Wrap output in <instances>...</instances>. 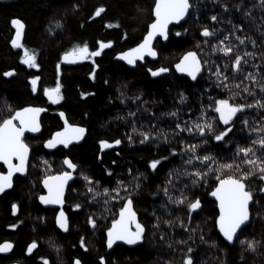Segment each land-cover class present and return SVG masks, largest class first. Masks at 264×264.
Masks as SVG:
<instances>
[{
    "label": "trees",
    "instance_id": "16d2710c",
    "mask_svg": "<svg viewBox=\"0 0 264 264\" xmlns=\"http://www.w3.org/2000/svg\"><path fill=\"white\" fill-rule=\"evenodd\" d=\"M154 2L0 0V121L24 106L44 110L42 135L37 140L24 139L32 149L27 178L15 177L12 190L0 196V243L15 244L9 261L184 264L185 257L191 256L193 264H264V197L256 189L261 173L242 162L251 156L237 154L238 148L253 147L255 156L264 160V150L254 143L264 137V107L255 104L257 100L264 102V0H190L188 21L178 28L170 27L167 44H155L157 61L129 69L115 60L116 51L138 45L152 21ZM101 7L104 11L95 15ZM212 16L217 19L212 20ZM13 18L26 27L23 47L17 49L9 45ZM204 28L213 34L202 35ZM221 40L232 48L228 55L219 50ZM101 42H111L112 49L82 66H61L65 52L87 44L92 53ZM24 48L35 53L39 67L22 63ZM189 51L197 53L202 65L194 83L173 70ZM237 55L243 57L239 72L231 67ZM161 67L168 71L156 77L149 71ZM10 70H14L13 75L4 76ZM249 73L255 81L245 79ZM32 77L39 78L35 92ZM58 81L63 99L50 103L44 90L54 88ZM82 92L88 95L82 96ZM218 99L252 107L238 112L225 125L215 111ZM59 112L88 134L83 144L50 155L43 150L42 142L61 129ZM206 122L213 124L214 132L206 129L202 135L195 126ZM188 127L193 131H187ZM225 129H230L226 137L215 140L214 133ZM142 132H149L152 138L141 143ZM117 139L120 144L101 149L99 141ZM188 145L196 146L195 153ZM64 156L77 165L65 201L70 219L67 234L54 229L52 213L40 209L36 198L41 192L40 182L63 171ZM194 156L211 159L202 162ZM154 159L160 160L156 169L150 166ZM226 163L234 167L223 168ZM250 169L253 175L245 180L254 199L250 224L229 247L216 233L217 212L208 195L226 175L239 176ZM195 171L203 175L196 177ZM117 188L119 191H113ZM128 199L145 228L143 239L133 249L116 246L107 253L104 234ZM197 199L200 207L190 211L189 204ZM13 204L18 207L16 215ZM89 217L95 220V226L89 224ZM242 241L257 243L249 249ZM31 242L37 249L25 257L23 253Z\"/></svg>",
    "mask_w": 264,
    "mask_h": 264
},
{
    "label": "snow or ice",
    "instance_id": "6c2138e0",
    "mask_svg": "<svg viewBox=\"0 0 264 264\" xmlns=\"http://www.w3.org/2000/svg\"><path fill=\"white\" fill-rule=\"evenodd\" d=\"M190 5V0H155L153 7V15L155 17L154 21L150 24L147 35L144 37V40L137 45L135 48L129 49L127 52L119 53L120 58L127 61L128 64H134L137 58H143L145 52L149 55L155 56L156 52L152 49L151 44L153 37L157 34L167 39L168 37V25L171 21H179L182 17L188 13ZM104 9L97 8L95 15H99L103 12ZM212 20H216V16L211 17ZM11 24L15 27V35L11 40V44L13 47H23L21 44L22 30L24 28V24L18 18H13L11 20ZM213 33L208 29L204 28L202 30V35L211 36ZM179 35V33H177ZM225 40L228 37L224 38ZM237 40L240 41L241 44L244 43V40L240 37H237ZM111 42H108L110 44ZM253 43H255L253 41ZM108 44L104 42L100 43V48L103 49L107 47ZM220 48L219 50L223 52L225 55H228L232 52V48L225 45L224 41H219ZM213 51H216V45H213ZM100 52L96 51L91 53V55H99ZM89 55V49L87 44L84 46H76L72 49L71 52H65L62 59L64 60H75V59H85ZM243 60V57L237 55L235 61L232 63L231 67L233 71H240V64ZM22 63L28 65L29 67H39L36 63V56L34 52H31L29 49L24 48L23 56L21 57ZM246 63V61H244ZM59 64L57 65V70L59 71ZM176 69L179 72H186L193 80L197 78V73L201 71V62L197 57L195 52H188L185 54L183 59L176 65ZM153 76L158 75L159 73L167 72L166 68H159L156 70L149 69ZM14 70H10L4 72V76L13 75ZM219 73V69H217ZM227 79V77H224ZM38 77L31 78L32 90L35 92ZM245 79H251L255 81V77L249 73ZM61 84L59 81L57 82L54 88H45V95L51 100L53 103H56L58 100L63 99L61 95ZM246 92L249 91L247 88L244 89ZM261 91H264V85H261ZM82 96L88 95L87 93L82 92ZM181 99H183V94H181ZM256 106L264 107V102L257 100L255 101ZM252 105L246 104H236L231 103L229 99H218L215 101V111L219 114L220 120L228 125L230 121L233 120V117L240 111L245 108H250ZM43 111V109L39 107L28 106L22 109H18L14 112L13 115L8 116L7 118L0 121V161H3L5 165H7L8 171L7 173H0V192H3L6 188L12 186V178L14 173H23L26 169V162L28 159L29 146L24 142V133L26 130L36 132L39 130V121L38 116L39 113ZM64 113L61 112V118H64ZM170 115H175V113H171ZM16 121L19 123L17 124ZM247 124V121H245ZM177 128H181L180 124L176 125ZM196 129L203 135L205 130L209 132H214L213 124L211 122H206L204 125L197 124ZM184 130V129H182ZM187 131L192 132L193 129L188 127ZM230 129H225L224 131L219 132V134L214 133V138L217 141L224 139ZM85 129L76 125H70L65 119V127L62 131H58L54 133L51 139L45 142V146L48 148H53L57 144H63L65 147L73 140H80L84 135ZM143 140L148 141L152 138L149 132L141 133ZM131 140L132 137L130 136ZM121 141L119 139L109 142L106 140L99 141L100 147L103 150L104 148L110 147L111 144H120ZM254 143L259 144L260 148L264 150V137H261ZM190 151L195 153L196 146L188 145ZM175 151V150H173ZM239 153H243L245 157L251 156L252 158L243 159V163L250 166H255L259 169L261 173V179L264 180V160H260L255 156V149L253 147H243L238 148ZM194 159L201 160L202 162L208 161L211 159L210 156H194ZM163 159V158H161ZM14 160L16 162H14ZM64 163L68 165L69 168H76V165L71 162V160L65 158ZM160 163V160H152L150 162V166L153 169H156L157 165ZM187 163H191L188 161ZM223 168L232 169L234 164L226 163L222 165ZM237 171H239V164L235 165ZM196 177H201L203 174L199 171H195L193 173ZM253 175V171L250 169L249 171H245L240 173L239 176L236 175H226L224 178L219 180L217 187L211 193L216 200L218 201L219 207V215L216 217V226L219 228L220 233L223 235L226 241L233 242L234 237L239 229L245 225V222L249 220V202L253 199L252 192L247 189L245 180ZM71 178L70 172H63L55 177H46L44 180V185L48 189L47 196H41L40 199L45 204H61L63 203L62 196L64 190V184L68 179ZM90 181V178H87ZM91 182V181H90ZM122 183V182H120ZM91 192L92 189L89 188ZM105 193L108 192V189L104 190ZM113 191H119V188L113 189ZM259 191L264 192V187H261ZM167 193V189H165ZM183 199L181 198L180 202L183 203ZM132 201L128 199L124 204V207L120 210V218L114 219L112 221V227L107 230V244L109 247L113 245L115 241H124L127 244H135L138 241L143 239V235L145 232V228L142 224L137 222L136 213L132 210ZM16 205H12L13 212L16 211ZM77 208L80 205H76ZM200 207L199 199L191 202L189 204V209L194 210ZM57 224L63 228L67 229L68 222L67 217L64 212L61 211L56 218ZM89 224L95 226V220L89 217ZM135 224V230L133 231L131 225ZM10 227H15V225H11ZM83 246V238L81 240ZM242 243H247L249 249H254L255 241H242ZM35 242L28 246V252H31L35 247ZM12 248V244L10 242H4L0 244V252H7ZM192 249H189L191 252ZM103 260V258H101ZM47 264V261H45ZM74 264H81L79 259L75 260ZM184 264H193V260L191 256L185 257Z\"/></svg>",
    "mask_w": 264,
    "mask_h": 264
},
{
    "label": "water",
    "instance_id": "95a60500",
    "mask_svg": "<svg viewBox=\"0 0 264 264\" xmlns=\"http://www.w3.org/2000/svg\"><path fill=\"white\" fill-rule=\"evenodd\" d=\"M153 7H154V5H153ZM190 12H191V7L189 8V11H188V13H186V15L184 16V17H182L179 21H171L170 23H169V25H168V33H169V30H170V27H178V26H180L181 25V23H184L189 17V15H190ZM152 18H153V21H154V19H155V17H154V15H153V10H152ZM152 21V22H153ZM151 22V23H152ZM151 23H149L148 24V27H147V32H148V30H149V26H150V24ZM12 28H13V37H14V35H15V27L12 25ZM25 30H26V27H25V24H24V28H23V30H22V37H21V41H23V39H24V33H25ZM147 32H146V34L143 36V38H142V41L144 40V37L147 35ZM13 37H12V39H13ZM11 39V40H12ZM168 37H167V39H165L164 37H162V36H160L159 34H157L155 37H153V40H152V44H151V47H152V49L156 52V55L155 56H152V55H149L147 52H145L144 53V55H143V58H137L136 59V62L134 63V64H128L127 63V61L126 60H124V59H122V58H120V56L119 55H117L116 56V58H115V60L116 61H118V62H120V63H123L127 68H129V69H132V70H134V69H136V67L138 66V64H140V65H144L145 64V60H148V61H151V62H156L157 61V59H158V52L155 50V48H154V45H155V43H157L158 41H160L162 44H167V42H168ZM141 41V42H142ZM141 42H139L138 43V45L141 43ZM9 45L13 48V49H17V47H13L12 46V44H11V41H10V43H9ZM137 46V45H136ZM136 46H134V47H132V48H135ZM108 47H111V45H108ZM132 48H129V49H132ZM129 49H127V50H125V51H123V52H127ZM122 52V53H123ZM189 52H192V51H189ZM193 52H195V51H193ZM188 53V52H187ZM196 53V52H195ZM186 54V53H185ZM185 54H183L182 55V57L178 60V62L173 66V70H174V72H176L177 73V75L179 76V77H181V78H183V77H185L186 79H188L190 82H192V83H194L196 80H197V78H198V76H199V73L201 72H199V73H197V78L195 79V80H193L186 72H179V71H177V69H176V65L178 64V63H180V61L183 59V57L185 56ZM197 54V53H196ZM64 55V54H63ZM63 57V56H62ZM82 61H83V59H75V60H64V59H62L61 60V64L63 65V66H66V67H73V66H75V65H79V64H81L82 63ZM159 75V74H158ZM158 75H156V76H158ZM155 76V77H156ZM44 97H45V99H47L48 100V102H50V103H53L51 100H49L48 99V97L45 95V93H44ZM32 107H38V106H35V105H31ZM25 107H28V106H24V107H21L20 109H22V108H25ZM39 108H41V107H39ZM41 109H43V107L41 108ZM16 111V110H15ZM14 111V112H15ZM43 113H44V110L43 111H41L40 113H39V116H38V121H39V125H40V127H39V130L38 131H36V132H32V131H29V130H26L25 131V133H24V137L23 138H25V137H28V138H34V139H36V138H39L41 135H42V126H41V118H42V115H43ZM60 113L61 112H59V120L61 121V124H62V127H61V129H59V130H57V131H54V133H56V132H58V131H62L63 129H64V127H65V119H66V116L64 115V118H61V116H60ZM218 114V113H217ZM235 117H236V115L233 117V120L235 119ZM67 120V119H66ZM232 120V121H233ZM67 122L70 124V125H73V124H71L68 120H67ZM231 122V121H230ZM16 123L18 124L19 122L18 121H16ZM76 126H79V125H77V124H75ZM79 127H82V126H79ZM82 128H84V127H82ZM85 129V128H84ZM53 133V134H54ZM52 134V135H53ZM52 135L50 136V138H48L47 140H49V139H51V137H52ZM86 137H87V130L85 129V132H84V135L82 136V138L80 139V140H78V141H76V140H73V141H71L69 144H68V146L67 147H65L63 144H57L55 147H53V148H48V147H46L45 146V142L47 141V140H45L44 142H43V150L46 152V153H48V154H53V153H55V151L56 150H58V149H65V148H71V147H76V146H79V145H81V144H83L85 141V139H86ZM31 153H32V149L29 147V153H28V159H27V162H26V169H25V171L23 172V173H14L13 174V178H12V182H13V179L15 178V177H20V178H26V176H27V173H28V168H29V162H30V158H31ZM67 159H69L68 157H66ZM70 160V159H69ZM64 161H65V159L63 160V162H62V164H64V169H65V171L66 172H70L71 173V178L70 179H68L67 180V182L64 184V190H63V196H62V200H63V203H61V204H51V203H49V204H45L41 199H40V197L41 196H47L48 195V189L45 187V185H44V180L45 179H43L42 181H41V187H42V189H43V194H41L39 197H38V205L42 208V209H53V210H56L57 211V213H56V215H55V226H56V229L57 230H59L62 234H66L69 230H68V228H69V223H68V227H67V229H63V228H61L58 224H57V222H56V218H57V215L61 212V211H63L64 212V214H65V216H66V213H65V211H64V204H65V200H66V194H67V190H68V188L70 187V185L73 183V181L75 180V174H76V171H77V167L75 168V169H73V168H69L68 167V165H66L65 163H64ZM14 162H16L15 160H14ZM0 166H2L3 168H4V170H5V172L4 173H7V171H8V168H7V165H5L4 163H3V161H0ZM59 174H61V173H56V175H53V176H51V177H55V176H57V175H59ZM263 182H264V180H263ZM217 185L218 184H216L214 187H213V189L211 190V192H210V194L208 195V200L210 201H212V202H214L215 203V208H216V212L218 213L217 214V216L219 215V207H218V201L216 200V197H214L211 193L214 191V189L217 187ZM12 190V186L11 187H9V188H6L3 192H0V196H2L4 193H7V192H9V191H11ZM127 201H125L124 203H123V205H122V207L121 208H123L124 207V204L126 203ZM253 203H254V200H251L250 202H249V210H250V208H251V206L253 205ZM132 210L136 213V211H135V208H134V205H133V203H132ZM13 210V209H12ZM121 210V209H120ZM120 210L117 212V214H116V218L115 219H119L120 218ZM17 213V210L15 211V212H13V214H16ZM67 217V216H66ZM250 219H251V212L249 211V220L248 221H246L245 222V225L244 226H242V228L241 229H239L238 231H237V233H236V235H235V237H234V240H233V242H228V241H226L225 240V238L223 237V235L220 233V231H219V228L216 226V233L220 236V238H221V240L226 244V245H229L230 247H232L233 246V244H234V241L237 239V237L239 236V234H240V231H242L245 227H247L249 224H250ZM136 220H137V222H138V216H137V213H136ZM67 222H68V219H67ZM215 223H216V219H215ZM110 227H112V223L110 224V226L108 227V228H110ZM131 228H132V230L134 231L135 230V224H133V225H131ZM105 250H106V252L107 253H110V252H112L113 251V249H114V247H116V246H125L126 248H129V249H133V248H135L136 246H138L139 245V243H140V241H138L137 243H135V244H127L126 242H124V241H115L114 243H113V245L111 246V247H109L108 246V244H107V231L105 232ZM3 244V243H2ZM12 244V243H11ZM13 249H14V245L12 244V248L9 250V251H7V252H0V256H10L11 255V253H12V251H13ZM36 249V246L32 249V251L31 252H33L34 250ZM75 260H77V259H75ZM75 260L73 261V264H74V262H75ZM17 264V263H16ZM81 264H82V262H81Z\"/></svg>",
    "mask_w": 264,
    "mask_h": 264
},
{
    "label": "flooded vegetation",
    "instance_id": "af4514ba",
    "mask_svg": "<svg viewBox=\"0 0 264 264\" xmlns=\"http://www.w3.org/2000/svg\"><path fill=\"white\" fill-rule=\"evenodd\" d=\"M159 42V41H158ZM111 44V43H110ZM156 44V43H155ZM136 46V45H135ZM155 46V45H154ZM134 47V46H133ZM132 48V47H131ZM112 49V46L111 47H104L103 49H101L100 48V44L98 45V47H97V49L96 50H94V52H96V51H99L100 52V54L99 55H95V56H93V55H91V53H89V55L87 56V58H85V59H83V61H82V63L81 64H79V65H75V66H82L84 63H86V62H91V61H93V59L95 58V57H99V56H102L103 55V52L105 51V50H111ZM129 49V48H128ZM93 53V52H92ZM118 55V53H116V55H115V58H116V56ZM145 62V64L144 65H142V66H146L147 65V63H149V61L148 60H145L144 61ZM151 62V61H150ZM61 63V62H60ZM140 64H138V66H139ZM61 66H62V64H61ZM24 139V138H23ZM43 148V147H42ZM66 149H69V148H65V149H58V150H66ZM57 151V150H56ZM48 154V153H47ZM54 154V153H53ZM50 155H52V154H50ZM66 157H68V156H66ZM65 156L62 158V161L66 158ZM69 158V157H68ZM70 159V158H69ZM30 160H31V158H30ZM71 160V159H70ZM62 161H61V164H62ZM72 162V161H71ZM30 163V162H29ZM73 163V162H72ZM76 165V164H75ZM0 167H2V166H0ZM76 167H77V165H76ZM5 172V170H4V168H3V172H1V173H4ZM28 172H29V168H28ZM63 172H66L65 171V169H64V164H63V171H59V172H56V173H63ZM56 173L55 174H53V175H56ZM76 173H77V171H76ZM27 175H28V173H27ZM53 175H50V176H53ZM50 176H47V177H50ZM20 178V177H19ZM26 178H27V176H26ZM46 178V177H45ZM44 178V179H45ZM75 178H76V174H75ZM74 182V181H73ZM261 183H262V185H261V187H264V182H263V180L261 181ZM39 187H41V182H40V184H39ZM261 187H258V188H256L257 190H258V194L260 195V196H264V192H261V191H259V189L261 188ZM70 188V187H69ZM68 188V189H69ZM67 192H68V190H67ZM41 194H43V189H42V187H41V192L37 195V200H38V197L41 195ZM67 195V194H66ZM66 201V200H65ZM37 205H38V201H37ZM39 206V205H38ZM40 207V206H39ZM18 209V207H16V210ZM40 209H42L41 207H40ZM42 210H44V211H46V210H49L51 213H52V220H53V227H54V229L55 230H57L56 229V226H55V215H56V213H57V211L56 210H53V209H42ZM64 211H65V204H64ZM251 212V211H250ZM17 213H18V210H17ZM16 213V214H17ZM65 213H66V211H65ZM16 214H14V215H16ZM66 216H67V219H68V215H67V213H66ZM251 220V219H250ZM68 223H69V227H70V219H68ZM246 228V227H245ZM68 230H69V228H68ZM244 230V229H243ZM242 230V231H243ZM57 231H59V230H57ZM242 231H240V234H241V232ZM60 232V231H59ZM69 232V231H68ZM67 232V233H68ZM61 233V232H60ZM66 233V234H67ZM239 234V235H240ZM239 237V236H238ZM237 237V238H238ZM4 242H6V241H4ZM4 242H1L0 244H2V243H4ZM7 242H9V241H7ZM10 243H12V242H10ZM13 245H14V249H15V244L14 243H12ZM30 244H32V242L30 243ZM30 244H28V246L30 245ZM28 246L26 247V249H25V251H24V256L25 257H28V256H30V255H32L33 254V252L37 249V245H36V249L33 251V252H28ZM234 246V245H233ZM14 249H13V251H14ZM12 251V252H13ZM11 256V255H10ZM10 256H0V264H22L20 261H9L8 260V258H10ZM75 259H73L72 260V264H73V261H74Z\"/></svg>",
    "mask_w": 264,
    "mask_h": 264
},
{
    "label": "rangeland",
    "instance_id": "374dc122",
    "mask_svg": "<svg viewBox=\"0 0 264 264\" xmlns=\"http://www.w3.org/2000/svg\"><path fill=\"white\" fill-rule=\"evenodd\" d=\"M154 3H155V2H154ZM153 5H154V4H153ZM153 5H152V10H153ZM152 10H151V18H152ZM190 13H191V12H190ZM188 17H190V15H189ZM188 19H189V18H188ZM188 19H187L184 23H181V25L183 26V25L188 21ZM152 21H153V18H152ZM152 21H151V22H152ZM151 22H150V23H151ZM181 25H180V26H181ZM180 26H178V27H180ZM178 27H174V28H178ZM145 34H146V32L142 35V38H143V36H144ZM168 37H169V33H168ZM142 38H141L140 42L142 41ZM22 42H23V41H21V43H22ZM161 44H162V43H161ZM108 45H111V46H112V44H108ZM154 48H155V46H154ZM155 50H156V48H155ZM124 51H125V50H124ZM116 52L119 54V53H122L123 51H116ZM116 52H115V53H116ZM157 52H158V51H157ZM192 52H193V51H192ZM186 53H187V52H186ZM184 54H185V53H184ZM181 57H182V56H181ZM158 58H159V52H158ZM175 64H176V63H175ZM175 64H174V65H175ZM201 66H202V65H201ZM13 114H14V113H13ZM13 114H12V115H13ZM216 114H217V112H216ZM236 115H237V114H236ZM218 116H219V114H218ZM219 120H220V118H219ZM231 122H232V121H231ZM231 122H229V124H230ZM87 134H88V130H87ZM49 138H50V137H49ZM24 139H25V138H24ZM47 139H48V138H47ZM47 139H45V140H47ZM36 140H37V139H36ZM45 140H43V142H44ZM43 142H42V147H43ZM27 145H28V144H27ZM28 146L31 148L30 145H28ZM62 162H63V161H62ZM252 200H254V199H252ZM253 205H254V203H253ZM253 205L251 206V208L253 207ZM251 208H250V210H251ZM250 210H249V211H250ZM115 217H116V216H115ZM112 221H113V220H112ZM109 226H110V225H109ZM248 226H249V225H248ZM107 230H108V229H107ZM107 230H106V231H107ZM236 240H238V238H237ZM236 240H235V241H236ZM235 241H234V242H235ZM233 245H234V244H233Z\"/></svg>",
    "mask_w": 264,
    "mask_h": 264
},
{
    "label": "bare ground",
    "instance_id": "6f19581e",
    "mask_svg": "<svg viewBox=\"0 0 264 264\" xmlns=\"http://www.w3.org/2000/svg\"><path fill=\"white\" fill-rule=\"evenodd\" d=\"M147 32V31H146ZM229 125V124H228ZM32 139H34V138H32ZM77 174V173H76ZM262 181V180H261ZM261 181H259V182H257L258 183V186L256 187V188H258V187H261V185H262V183H261ZM260 197H264V196H260ZM218 214V213H217ZM217 217V216H216ZM104 238H105V234H104ZM33 243V242H32ZM35 245H37L36 243H35ZM230 247V246H229Z\"/></svg>",
    "mask_w": 264,
    "mask_h": 264
}]
</instances>
